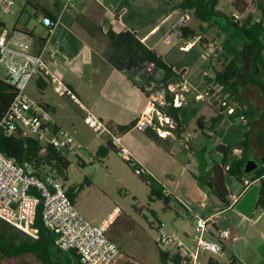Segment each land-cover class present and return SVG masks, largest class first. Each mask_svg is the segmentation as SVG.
<instances>
[{"label":"crops","instance_id":"obj_1","mask_svg":"<svg viewBox=\"0 0 264 264\" xmlns=\"http://www.w3.org/2000/svg\"><path fill=\"white\" fill-rule=\"evenodd\" d=\"M62 1L60 0L57 4L49 1L44 6H40L42 15L56 17ZM234 1L232 0L231 3ZM220 2L221 0H218V10ZM182 4L183 0H77L75 8L64 15L50 36L47 28L41 22L42 18L39 19L45 29L42 33L36 34L35 31H30L27 28L21 29L17 27V24L12 29L32 34L35 37V51L39 50L41 40L48 37V50L57 53V58L49 61V67L79 97L80 104L89 109L109 129V134H104L105 142L100 147L108 146L107 141L111 140L110 136L119 137L122 144L129 150L134 162L141 167L144 173L153 176L164 185L165 193L170 199L174 197L178 189L176 185L173 190H170L163 182L165 179L174 180L176 178V174L167 168V165L171 164L169 159L180 160L182 165L189 164L190 160L194 159L198 162L199 171L200 169L203 172L208 171L215 163L221 164L223 155L216 150L218 145L235 146L242 142L245 135L251 131L249 161L253 160L252 162L258 165L260 158L264 156V101L258 103L257 109L253 107L254 104H248L247 122L240 120L242 112L237 110L234 115L223 117L220 123L215 125L212 123V119L217 115L214 103L196 100V93L204 92L206 89L207 77L211 75L216 60L222 59V57L224 62L233 59L237 54L234 44L239 50L243 47L242 42L231 41L230 36L222 30L223 22L220 19L219 23L209 27L206 23L197 20L192 11L183 9ZM263 6L264 0H249V7L242 14L243 18L260 12L259 9L264 11ZM262 10L260 18L252 15L255 21L264 19ZM235 14L237 13H232V16ZM2 16L8 15L0 16V27L7 28L6 23L1 19ZM182 27L194 30L195 35L184 37L181 33ZM127 31L134 33L144 45L156 51L166 63L173 67L175 73L180 75L177 82L185 81L186 83L188 87L186 103L180 110V119L183 125L180 137H169L162 140V144H160L150 136L152 133L148 131L149 129L140 131L136 128L139 117L146 110L150 101V96L142 87L145 82L139 77L140 82L136 83L129 71L120 69L107 60V56L112 52L109 33L119 34ZM262 39L264 41V35ZM208 42L215 44L213 51L207 49ZM150 67L153 66L150 65ZM139 72L141 71L139 70ZM39 79L35 78L32 82H35L38 90L44 94L50 84L41 87ZM149 88L151 89V86L147 87V90L150 91ZM43 103L50 107L57 121V127L66 129L65 123L75 127L72 119L69 122L64 118H59L56 107L49 102ZM77 106L84 117L85 114L81 106L78 104ZM182 110L193 114L189 121L184 120L185 116L182 114ZM207 113L208 116H206ZM195 118L200 119L197 123L202 124V127L198 125L193 133L188 134V125ZM129 125H133V128L127 132L121 133L118 129V127ZM183 142L187 144V150L180 147L184 144ZM236 150H239L236 155L240 156L241 149ZM108 155L101 157L105 159ZM202 161H207L208 164L203 165ZM182 165L180 166L182 167ZM251 177L248 176L244 182L235 179L237 184H234L235 182L230 184V190L228 189L230 201L233 196L241 199L252 185L259 184L250 182ZM246 181L250 182V186H246ZM200 188L202 190L199 189L195 195L201 196L202 199L200 202L201 216L215 219L217 215L231 211L239 218V224L248 223L249 235L246 233L247 235L244 236L234 229L222 228L215 220L210 227V239H215L220 231L232 230V237L224 244V250L228 256L227 259H224V264H232V262L239 264V257L233 253L237 247L236 243L243 237L240 241H247L248 245L252 246L253 238L260 236L264 239V232L258 228L263 214L246 218L239 214L235 208L223 206L217 197L209 194L203 186L200 185ZM181 194L175 198L178 199L176 203L181 206V211H183L182 209L185 208L182 203L184 196H180ZM207 201H210V205L207 204ZM110 237L113 238V236ZM186 237L188 238L186 244H188L190 235L187 234ZM253 250L256 251V249ZM162 251L167 255L165 248ZM209 258L206 261L203 260V263L222 264L219 259ZM168 261L171 259L167 258Z\"/></svg>","mask_w":264,"mask_h":264},{"label":"built area","instance_id":"obj_2","mask_svg":"<svg viewBox=\"0 0 264 264\" xmlns=\"http://www.w3.org/2000/svg\"><path fill=\"white\" fill-rule=\"evenodd\" d=\"M76 1L63 0L55 20L43 15L41 22L47 28L49 36L64 15L75 8ZM15 4L16 0H0V16L12 14ZM240 19L238 14L233 16L235 22ZM47 42L48 37L44 38L39 50L35 51V37L32 34L0 27V67L3 70L0 80L11 85L14 93L6 113L0 120V131L7 137L20 132L23 137L34 138L44 146L52 145L57 151H71L76 146L75 137L68 130L57 127L52 111L27 93L29 84L35 78L44 79L57 95L67 97L80 105L85 114L84 122L97 134H109V129L89 109L80 104L73 91L51 70L49 61L55 60L57 53L48 50ZM214 48L215 44L208 42L207 49L213 51ZM149 69L154 68L148 66L147 72ZM187 88L185 81L170 83L168 87L160 86L150 95L149 105L139 117L136 128L140 131L152 128L163 139L175 136L168 127L174 129V123L177 127L178 124L166 110L171 104L175 108L184 106ZM168 92L173 95L172 103L167 101ZM223 92V85L211 83L196 99L205 102L218 101V106L226 109L227 116L241 110L240 120L247 122L243 109L229 106V95H224ZM111 138L122 158L134 164L132 155L121 139L115 136ZM234 152L236 154L239 150ZM141 171L139 169L136 173L140 174ZM245 184L250 186L249 181ZM239 200L240 197L233 196L230 208H235ZM40 205L44 226L54 234V245L60 251H75L81 264H117L123 257L120 248L108 236L109 220L100 224L92 223L77 210L75 203L67 195L62 180L52 175L42 179L35 174L29 163L19 164L15 158L0 151V220L22 234L37 239L39 232L36 217ZM117 212L115 209L110 214V219ZM193 223L194 232L190 244H186L175 234H167L163 222L155 224L156 244L166 249L172 264H204L202 258L208 254L209 257L218 255L227 259L223 245L232 237V230L220 231L215 239H210L213 217H204L194 212Z\"/></svg>","mask_w":264,"mask_h":264},{"label":"rangeland","instance_id":"obj_3","mask_svg":"<svg viewBox=\"0 0 264 264\" xmlns=\"http://www.w3.org/2000/svg\"><path fill=\"white\" fill-rule=\"evenodd\" d=\"M49 1L57 4L60 0H16L12 15L2 16L1 19L6 23L9 30L14 29L17 24V27L21 29L27 28L30 31H35L36 34L42 33L45 29L39 21L43 16L42 7L40 9V6H44ZM231 2L232 0H221L219 10L229 18H232V13L236 12L243 19L242 14L234 9ZM261 10L259 9L260 12ZM36 12L37 14H35ZM260 12L253 14L255 17L260 18ZM220 20L225 23L224 18H220ZM222 61L224 62L223 57L218 59V62ZM148 73L154 74V69H149ZM2 75L3 70L0 67V78ZM45 84L46 86L49 85L47 82ZM247 86L244 87L245 90L241 96L245 103L242 107L246 110L249 106L248 104L252 103L254 104L253 107L257 109L258 103L264 101V98H262L256 87ZM27 93L31 98L39 102H49L56 107L59 118H64L69 122L72 119L75 127H72L70 123L69 126L65 123L66 129L76 140V146L73 150L64 151L70 163L67 169V179L64 180L58 172H54L53 175L64 182L66 190L72 187L77 189L75 205L85 218L94 224L109 220L108 236H113V238H110L117 244L123 254L117 264H171V261L164 262L162 260L161 251L163 248L156 244L157 233L154 224L157 223L156 220L158 219L165 224L164 229L167 234H175L185 242L188 240L186 235H190L189 240L191 243V237L194 232L193 213L202 214V209L200 208L201 196L195 195L201 189L198 177L202 172L201 169L200 171L198 170V162L191 159L189 164L182 165L180 160L169 159L171 164L169 163L167 168L170 172L176 174V178L174 180L165 179L163 182L170 190H173L177 185V193H175L176 195L174 194L168 205L157 198L151 200V190L148 184L132 170L115 148L110 150L108 157L105 159H102L97 154L99 147L105 142L104 138L107 134L99 135L91 129L84 122V117L77 104L67 97L57 95L50 85L43 94L38 90L36 83L32 82L27 89ZM201 93H196V97ZM77 98L79 99L78 96ZM234 101L237 102L236 100ZM182 114L185 116L184 120L188 121L193 116V114L184 110H182ZM206 116H208V113ZM199 120L195 118L189 123L188 134L193 133L194 129L198 127L199 124L197 122ZM174 126V129L168 128L176 137L175 130H177V125L174 123ZM183 143L182 145L179 144L180 147L187 150V144ZM202 162L203 165L208 164L207 161ZM233 182L237 184V181L226 173V184L229 190L230 184H233ZM181 192L183 193L181 194ZM179 194L184 196L182 203L188 209V213L187 211H181V206L176 203L178 199L175 196ZM207 204L210 205V201H207ZM115 208H117L118 212L110 219V214ZM214 220L222 228L234 229L241 233L242 236L249 235L248 223L239 224V218L231 211L217 215ZM0 226L1 228L7 227L1 220ZM212 229L215 230L214 228ZM250 237L252 238V235ZM240 240L236 243L237 247H234V252L232 251L239 257V264H264V239L260 238V236L253 238L252 246L248 245L247 241ZM253 249H256V251L254 252ZM53 253L56 263L63 261L64 257L60 252L53 248ZM209 256L208 254L202 259L206 261ZM212 256L224 264L225 260L223 258L218 255ZM0 264L42 263L33 255L27 254L17 259L0 258Z\"/></svg>","mask_w":264,"mask_h":264},{"label":"trees","instance_id":"obj_4","mask_svg":"<svg viewBox=\"0 0 264 264\" xmlns=\"http://www.w3.org/2000/svg\"><path fill=\"white\" fill-rule=\"evenodd\" d=\"M248 4V0H235L232 3L233 7L240 14H243L248 9ZM217 6L218 0H183L182 4L183 9L192 11L197 20L206 23L209 27L219 23L218 20L220 18H224L225 23H223L222 30L230 36L229 38L231 41H234V43L242 42L243 47L239 50L234 44V49L237 54L233 59L227 62H218V60H216L212 67L211 75L207 77V82L208 84L223 85V94L229 95L227 99L228 105L238 106L243 109L244 115L248 117V111L244 110L242 107L245 104L241 98L245 90L244 87H246V85H248L247 87H256L262 98H264V41L262 39L264 33V19L255 21L252 15H248L243 19L241 18L240 21L235 22L233 20L234 15L232 18H229L226 14L221 13L217 9ZM47 17L51 20L56 19V17L51 15ZM181 33L184 37H189L195 35L196 32L190 28L182 27ZM109 36L112 41V52L107 56V60L114 66L129 71L136 83L140 82V79H138L139 77L144 80L145 84L143 83L142 87L148 96L159 89L160 86L168 87L170 83L177 82V78H179L180 75L175 73L173 67L166 63L163 57L156 51L144 45L134 33L129 31L119 34L110 32ZM43 40L44 39L41 40L40 45L43 43ZM150 65L154 67V74H149L147 72V67ZM139 70L141 72H139ZM45 82L44 79H39V85L41 87H46ZM149 86L152 87L150 91L147 90ZM13 97L14 93L12 86L0 80V120L6 113ZM166 98L169 103L173 102V95L170 92L167 93ZM41 103L50 109L48 105L43 102ZM212 103H214V107L217 110V115L212 119V123L217 125L223 117L227 116L225 112L226 109L221 106L219 107L218 101ZM181 109L182 108H175L171 104L166 110L167 114L178 124L176 130L177 137H180L183 132V125L180 119ZM131 128H133V125L118 127L121 133L129 131ZM148 129L147 130L152 133L150 136L155 138L158 143L162 144V140L165 139H162L156 131L151 128ZM251 135L252 131L247 133L245 139L235 146L226 147L218 145L216 150L223 155L221 164L215 163L208 171H201L202 174L198 177L201 186H203L209 194L217 197L226 208L231 204L230 193L226 184L227 173L239 182H244L248 176H252L250 182H258L261 186L257 209L264 210V156L260 158L257 168L250 173H245V166L249 161L248 151L250 148ZM110 148L116 149L112 140H108V146L100 147L97 154L106 157ZM236 149H241L242 153L240 156L234 154V150ZM0 151L9 157L15 158L19 164L29 163L35 174L42 179L50 175L57 179V176L53 175L54 172H58L62 175L64 180L67 179V169L70 163L64 152L57 151L52 145L48 144L44 146L34 138L23 137L20 132L7 137L0 131ZM204 152H206V150H204ZM126 163L130 165L135 173L137 170L141 169L136 163ZM226 168L228 169L226 170ZM138 176L150 187L151 200L157 198L168 205L171 199L166 195V189L157 179L144 173V171H141ZM76 190L77 189L74 187L67 190V195L75 204L77 198ZM41 212L42 205L39 206L36 217V227L39 232L37 239H32L3 222L7 227L1 228L0 226V258L17 259L30 254L42 264H81L75 251L63 252L55 247V236L44 226ZM156 221L159 222L158 219ZM10 228L11 230H9ZM53 248L63 255L64 259L62 262H55ZM161 256L162 260L167 262V258L169 257L163 251H161Z\"/></svg>","mask_w":264,"mask_h":264},{"label":"water","instance_id":"obj_5","mask_svg":"<svg viewBox=\"0 0 264 264\" xmlns=\"http://www.w3.org/2000/svg\"><path fill=\"white\" fill-rule=\"evenodd\" d=\"M199 127H202V124L199 125ZM255 168H257V164L255 162L249 161L246 165L245 173H250ZM260 189V184L252 185L251 188L246 191V193L235 205V210L246 218H251L256 215V213L258 212L257 202L259 198ZM259 211L262 212L264 210ZM258 228L260 231L264 232V215L259 223Z\"/></svg>","mask_w":264,"mask_h":264},{"label":"flooded vegetation","instance_id":"obj_6","mask_svg":"<svg viewBox=\"0 0 264 264\" xmlns=\"http://www.w3.org/2000/svg\"><path fill=\"white\" fill-rule=\"evenodd\" d=\"M257 210H258V212H257V213H256V215H254V216H256V217H257V216H258V214H261V213L264 215V211L260 212V211H259V209H257ZM254 216H253V217H254ZM262 217H263V216H262ZM251 218H252V217H251ZM261 219H262V218H261Z\"/></svg>","mask_w":264,"mask_h":264}]
</instances>
